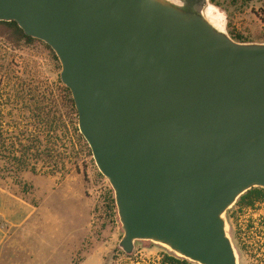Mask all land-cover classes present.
<instances>
[{
    "label": "water",
    "instance_id": "water-1",
    "mask_svg": "<svg viewBox=\"0 0 264 264\" xmlns=\"http://www.w3.org/2000/svg\"><path fill=\"white\" fill-rule=\"evenodd\" d=\"M210 1L0 0L60 63L125 254L239 264L226 212L264 190V42L235 41Z\"/></svg>",
    "mask_w": 264,
    "mask_h": 264
},
{
    "label": "rangeland",
    "instance_id": "rangeland-1",
    "mask_svg": "<svg viewBox=\"0 0 264 264\" xmlns=\"http://www.w3.org/2000/svg\"><path fill=\"white\" fill-rule=\"evenodd\" d=\"M215 1L237 37L264 36L261 3L238 11L231 0ZM44 44L0 36V264H196L151 242L131 254L119 248L114 191L75 117L56 109L61 66ZM238 201L226 218L239 264H264V206Z\"/></svg>",
    "mask_w": 264,
    "mask_h": 264
},
{
    "label": "trees",
    "instance_id": "trees-1",
    "mask_svg": "<svg viewBox=\"0 0 264 264\" xmlns=\"http://www.w3.org/2000/svg\"><path fill=\"white\" fill-rule=\"evenodd\" d=\"M0 36L6 38L11 44L14 45H20L21 43H24L26 45H30L33 42H39L42 43L36 39H33L29 36H27L16 23L14 22H2L0 21ZM235 41L238 42H246L242 38L238 37L237 39L232 37ZM45 45V44H44ZM51 52L52 50L49 48V46L45 45ZM54 54V52H52ZM55 55V54H54ZM56 60L57 57L55 56ZM60 84L59 88V97L60 100L56 104V109L61 112L62 110L66 111V113L71 114L75 117V120L77 121V132H79L78 129V116L77 111L74 106V102L71 96L70 91L63 85L61 78L58 82ZM80 137L81 134L79 132ZM15 160H17L15 158ZM259 200H264V190L259 188H254L246 192L244 195H242L239 198L238 205L241 208H247V207H254L255 202ZM113 207L116 208L115 200H113ZM170 262L175 261L173 258H169Z\"/></svg>",
    "mask_w": 264,
    "mask_h": 264
},
{
    "label": "flooded vegetation",
    "instance_id": "flooded-vegetation-1",
    "mask_svg": "<svg viewBox=\"0 0 264 264\" xmlns=\"http://www.w3.org/2000/svg\"><path fill=\"white\" fill-rule=\"evenodd\" d=\"M253 1H257V2L261 3V5H262L261 6V14H258L259 12H256V15L255 16H256V18H259L260 17V21H264V0H231L230 3L233 4L234 6H237L238 9H239L238 11H240V10L243 11V9L244 8H247V6H249ZM210 2L213 5L221 8V6H220L221 4L217 3L215 0H211ZM221 9H223V7ZM225 14H226V17H227V30H228V33H229V35L231 37L234 36V38L237 39L238 37L236 36V32H235V30L231 26V19L232 18H231L230 15H228L227 12H225ZM256 41L264 42V36H262V38L257 39ZM255 206H264V200L256 201L254 207ZM254 207H247V208H254ZM183 264H185V262H183Z\"/></svg>",
    "mask_w": 264,
    "mask_h": 264
}]
</instances>
